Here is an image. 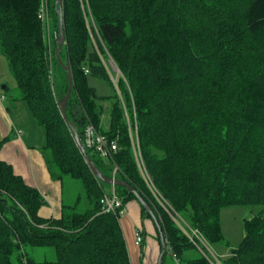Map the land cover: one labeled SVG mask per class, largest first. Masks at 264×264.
<instances>
[{"label":"trees","instance_id":"trees-1","mask_svg":"<svg viewBox=\"0 0 264 264\" xmlns=\"http://www.w3.org/2000/svg\"><path fill=\"white\" fill-rule=\"evenodd\" d=\"M47 1L0 0V55L16 82L13 99L27 103L45 131L52 178L80 182L89 207L80 211L79 197L74 206L62 205L59 218L42 217L44 196L0 156V264H131L120 215L101 211L112 186L92 173L61 114L68 73L56 57L59 6ZM43 5L53 23L50 43L38 17ZM84 6L122 73L116 83L102 60L105 51L92 47ZM62 9L61 57L74 83L69 119L82 143L92 123L118 145L112 160L86 148L93 164L106 178L119 167L116 179L151 208L153 215L141 207L162 229L166 254L185 264L210 263L188 256L196 246L151 196L135 159V137L159 190L212 245L224 241L223 208L261 205L245 221L230 260L264 264V0H63ZM55 66L65 74L61 94ZM90 79L104 80L113 93L100 96ZM115 190L125 205L138 200L125 187ZM41 247L53 248L56 260L37 261L32 251Z\"/></svg>","mask_w":264,"mask_h":264},{"label":"crops","instance_id":"crops-1","mask_svg":"<svg viewBox=\"0 0 264 264\" xmlns=\"http://www.w3.org/2000/svg\"><path fill=\"white\" fill-rule=\"evenodd\" d=\"M4 61H7L6 58L0 55V141L3 142L1 159L10 164L29 186L36 188L44 196L47 204L42 208L41 216L59 218L64 204V181L52 178L43 155L46 147L45 131L37 124L27 103L13 99L16 83L11 76L8 77L9 68ZM141 207L138 200H131L125 205L124 214L120 216L130 261L131 264H158L162 251L160 230L156 223L159 233L157 244V240L150 237L152 232H149L143 222ZM138 231H142L143 235L141 247L136 244Z\"/></svg>","mask_w":264,"mask_h":264},{"label":"rangeland","instance_id":"rangeland-1","mask_svg":"<svg viewBox=\"0 0 264 264\" xmlns=\"http://www.w3.org/2000/svg\"><path fill=\"white\" fill-rule=\"evenodd\" d=\"M48 3V1L46 0ZM49 5V3H48ZM85 12L87 13L85 15V20L86 24L88 25L89 28V33L92 36L93 39V44L92 47L95 49H98L99 51L102 50L105 51L103 55L104 59V64L107 67V71H109L111 78L113 77L114 80H118L120 76L117 74L119 67L113 60L112 56L110 54H107V48L104 46L102 40L100 37H98L99 32L97 30V25L95 22V19L90 11L89 6H84ZM49 11V27L45 23V29H46V38L47 41L50 43L52 40L51 38V26L53 25L51 15ZM66 44V43H65ZM92 49V48H91ZM4 63L8 66V62L4 61ZM120 70V69H119ZM121 72V71H120ZM120 72H118L120 74ZM10 75L12 80L15 82L14 77L12 76L10 69H9ZM55 79H56V86H57V91L60 93V89H62V86L65 81V74H63L62 70L59 69L57 66H55ZM16 83V82H15ZM90 84L92 87L96 88L97 93L100 96H110L113 91L112 88L109 84H107L104 80H93L90 79ZM61 94V93H60ZM76 112L80 113V109L76 108ZM136 133V135H135ZM134 135L138 137L137 132H134ZM139 143V139L135 137V140L133 143ZM137 143V145H138ZM140 146V143H139ZM141 148V146H140ZM141 158L143 161H140L142 167H145L142 171L140 167L138 166L139 172L141 174V177L143 178L151 196L155 199V201L169 214L172 216L174 219L175 215H179L175 209L171 206L169 201L165 198V196L162 194V192L159 190L157 187L154 178L151 174V172L148 169V166L145 162V159L142 155L141 151ZM137 162V161H136ZM138 165V164H137ZM79 197H82V200L80 201V205L78 206L80 211H84L87 207H89L88 201L85 198V192L82 184L76 180H73L71 178H64V204L65 205H70L74 206L78 201ZM262 206L261 205H256L251 208H246L242 206H227L223 208L220 212V224H221V232L223 235V242L218 244V245H212L211 243L208 242L211 246V248L214 250V253H216L219 256V261L215 260L212 258L208 253L207 250L203 247L202 250L197 248L193 249L188 256L190 257H199L203 256L205 257L210 264H238L237 262L230 260V256L233 253V250L236 249L240 242L242 241L244 237V230H245V221L249 220L255 216H258L261 211H262ZM180 216V215H179ZM181 217V216H180ZM143 222L146 224L149 232H152V239H158L159 233H158V228L156 225V222L154 219L148 215L143 214ZM183 219V218H182ZM184 221V220H183ZM186 222V221H185ZM150 232V233H151ZM154 234V235H153ZM157 237V238H156ZM157 244H159V240H157ZM143 243V242H142ZM142 243L139 247L142 246ZM138 246V245H137ZM31 252V250H30ZM32 254L34 255L35 259L37 261H43V260H49V261H55L57 256L56 252L53 248H35L32 251ZM206 254V255H205ZM186 259V257H185ZM213 259V261H212ZM181 260V261H180ZM177 259L175 258L171 253L165 252V255L163 257L162 264H185V260L183 258Z\"/></svg>","mask_w":264,"mask_h":264},{"label":"built area","instance_id":"built-area-1","mask_svg":"<svg viewBox=\"0 0 264 264\" xmlns=\"http://www.w3.org/2000/svg\"><path fill=\"white\" fill-rule=\"evenodd\" d=\"M38 17L44 23V25L46 23V25L49 27V8L47 7V5H43V7L41 8L39 12ZM102 60L104 61L103 58ZM118 72H120L119 69H118ZM118 72L117 74L122 76V73L120 72L119 74ZM86 73H88L87 70H86ZM120 76H117V78ZM112 79L114 83L117 82V79L114 80L113 77ZM2 99H5V97H2ZM134 113L136 114L135 107H134ZM83 135H84L83 144L85 148L94 150L100 158L111 159V160L114 158L115 154L118 151L117 142L113 140H109L107 137L100 134L99 131L96 129V127L92 123H89L85 127ZM137 143L136 142L133 143L134 155H135L137 164L142 171L145 167H142V165L144 166V164L140 163V161H143V160L141 158V148L139 146V143L138 145ZM118 172H119V167L117 165H114L113 177H112L113 179H116V175ZM100 203H101V211L104 213H113L114 215L121 216L125 212V204L119 198L115 190V186L113 185H112V188H110L107 192H105V194L101 198ZM174 220L179 226V228L183 231V233L188 237L190 242L193 243V245H195L197 248L201 250H202L201 247H203L205 251L207 250V253L212 258L219 261V256L216 253H214V250L211 248L210 244L206 242L207 240H205L204 236L201 234L199 230L193 229L191 226L188 225V223L183 221V219L179 215H175ZM142 242H143L142 231H138L136 234V244L141 245Z\"/></svg>","mask_w":264,"mask_h":264},{"label":"water","instance_id":"water-1","mask_svg":"<svg viewBox=\"0 0 264 264\" xmlns=\"http://www.w3.org/2000/svg\"><path fill=\"white\" fill-rule=\"evenodd\" d=\"M57 5L59 6V11H58V15H59V36L56 39V44H57V50H56V57L57 60L59 62V64L63 67V69H65L68 73V92L65 95L64 99L61 100L60 102V110H61V114L64 117L67 125L69 126L73 137L76 141V144L78 145L81 153L84 155L86 163L88 164L90 170L92 171V173L96 176V178L101 181L102 183L108 184V185H113V186H122L125 187L128 191L135 193L133 187L131 185H129V183L127 181L124 180H120V179H113V178H106L103 176V174L99 171V169L93 164L92 160L87 156V151L86 148L84 146V144L82 143L81 137L79 135L78 130L76 129V127L73 125V123L70 121L69 116L67 114V106L73 91V75H72V69L69 66H66L63 64L62 61V57H61V52L64 48V45L66 43V36H65V24H64V15H63V0H56ZM136 194V193H135ZM138 201L141 204V206L143 208L146 209V211H148L149 213L152 214V210L151 208L148 206V204L139 196L137 195ZM153 215V214H152ZM156 221V220H155ZM157 223V222H156ZM158 225V224H157ZM159 230H160V238H161V246H162V251L161 254L159 256V260H158V264H162L163 261V257L165 255L166 252V248H167V241L166 238L164 236V234L162 233V229L160 228V226L158 225Z\"/></svg>","mask_w":264,"mask_h":264}]
</instances>
